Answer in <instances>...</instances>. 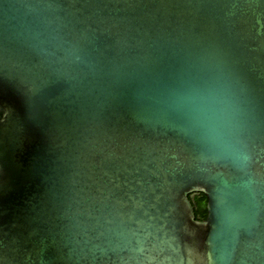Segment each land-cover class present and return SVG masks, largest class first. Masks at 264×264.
<instances>
[{
  "label": "water",
  "instance_id": "obj_1",
  "mask_svg": "<svg viewBox=\"0 0 264 264\" xmlns=\"http://www.w3.org/2000/svg\"><path fill=\"white\" fill-rule=\"evenodd\" d=\"M0 264H264V0H0Z\"/></svg>",
  "mask_w": 264,
  "mask_h": 264
},
{
  "label": "flooded vegetation",
  "instance_id": "obj_2",
  "mask_svg": "<svg viewBox=\"0 0 264 264\" xmlns=\"http://www.w3.org/2000/svg\"><path fill=\"white\" fill-rule=\"evenodd\" d=\"M203 195L205 194H203L202 192L190 194V198L194 202V206L196 208V217L199 219H204L207 215V211H204V208H206L207 197L205 200Z\"/></svg>",
  "mask_w": 264,
  "mask_h": 264
},
{
  "label": "trees",
  "instance_id": "obj_3",
  "mask_svg": "<svg viewBox=\"0 0 264 264\" xmlns=\"http://www.w3.org/2000/svg\"><path fill=\"white\" fill-rule=\"evenodd\" d=\"M203 197H204V199L206 200V196L205 195H203ZM193 202V201H192ZM193 204H194V202H193ZM196 209V208H195ZM196 211V210H195ZM204 211L206 212V208H204Z\"/></svg>",
  "mask_w": 264,
  "mask_h": 264
}]
</instances>
